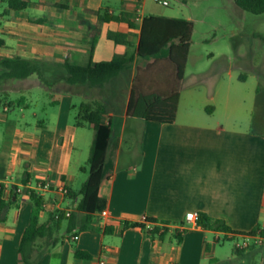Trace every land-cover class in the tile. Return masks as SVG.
Masks as SVG:
<instances>
[{
    "label": "crops",
    "instance_id": "1",
    "mask_svg": "<svg viewBox=\"0 0 264 264\" xmlns=\"http://www.w3.org/2000/svg\"><path fill=\"white\" fill-rule=\"evenodd\" d=\"M111 1L118 5V11L109 5ZM67 2L68 8L58 6ZM143 2L36 0L16 12L4 1L0 58L58 63L69 60L86 65L90 59L109 61L114 57L105 55L115 52L132 57V81L138 68L143 72L150 64L162 68L167 65L137 56L142 21L147 17L142 15ZM99 10H107L111 15L128 14L135 28L126 21L101 22ZM96 31L99 36L92 48ZM111 31L127 34L129 42L117 45L107 38ZM134 33L135 43L131 40ZM190 55L191 47L172 124L128 116L131 87L125 107L117 109L113 101L120 89L110 84L104 88L80 85L79 92L71 94L59 91L65 86L63 82L49 89L41 85L36 75L10 80L20 87L0 93V185L2 199L12 202L6 220L0 222V264H25L19 246L30 223L33 203L27 193L18 194L17 187L40 181L55 187L42 196L48 207L40 211L41 223L57 210L70 211L78 223L83 219L77 210L80 197H63L56 187L64 183L69 193H76L72 185L77 169L82 167L74 158L86 137L80 129L92 130L93 139L95 132L88 125L78 127L72 113L80 106L76 99L89 98L86 92L90 94L92 89L102 90L96 100L108 103L109 107L102 124L111 123L113 128L99 189V196L107 202V215L97 213L81 232H68L65 221L59 234L62 242L37 264H264V255L255 254L253 249L242 255L233 252L231 256H220L216 243L231 241L235 251L239 236L232 238L228 233L186 222L187 214L204 213L224 221L239 234L264 230V136L252 132L259 80H252L253 95L245 96L237 92L233 83H248V77L229 71L226 83L221 70L191 71ZM210 56L214 58L215 54ZM166 81L153 92L170 91L175 79ZM2 84L4 87L6 82ZM41 87L49 97L43 107L46 118L38 120L37 130L18 129L9 117L13 103L20 107L22 121L31 126L25 111L33 107V91ZM15 93L20 94L17 101L11 99ZM48 107H57V111L51 112ZM33 116L38 119L36 111ZM259 132L264 134V123ZM147 219L157 223H147ZM126 223L145 224L146 229L126 227ZM155 227L166 228L168 233L163 238L153 237L148 231ZM177 234H181V242L177 241ZM76 250L90 258H76Z\"/></svg>",
    "mask_w": 264,
    "mask_h": 264
},
{
    "label": "trees",
    "instance_id": "2",
    "mask_svg": "<svg viewBox=\"0 0 264 264\" xmlns=\"http://www.w3.org/2000/svg\"><path fill=\"white\" fill-rule=\"evenodd\" d=\"M7 1L9 9L20 12L27 8L28 3L36 0H4ZM234 3L241 9L256 14H264V0H234ZM70 2L58 4L60 8H68ZM101 22H122L129 23L131 28L135 25L131 23L128 14L111 15L107 10L97 12ZM1 19V16H0ZM194 25L186 19L168 18L150 15L143 19L139 42L137 46V56L145 60L164 61L166 71L170 80L175 79L174 87L167 92H144L137 88L134 80L131 81L132 57L116 56L109 61H94L90 59L86 65H79L64 60L58 62H45L38 59H26L22 57L0 58V83L10 80H24L32 75H36L41 85L49 89L63 82L64 87L59 89L63 93L76 94L79 92L78 86L88 85L90 88H104L112 85L118 88V80L129 83L126 87L130 88V97L127 105V114L130 117L154 121L165 124H172L176 120L179 105V83L184 78L187 58L189 55ZM99 33L96 31L92 35V48H94ZM128 35L120 32H109L107 38L117 45L127 44ZM2 41L0 40V47ZM81 92V91H80ZM55 99V95L52 96ZM109 113L108 103L93 100L83 102L78 107L76 125L78 127L88 125L94 130V139L91 145V152L88 159L89 176L77 193H69V197H80L77 210L83 215L81 222H77L76 216L71 214L69 217L62 212L60 218L56 219L51 213L45 223L40 222V211L44 200L35 192L30 193L33 203L31 219L25 229L19 252L25 264H37L41 258L54 249L62 237L59 236L63 223L67 222V231H85L97 213L106 209L107 202L99 196V189L102 183L103 166L107 159L113 128L111 123L102 124V119ZM264 123V95L261 89L258 90L257 107L253 114L252 132L263 135L259 132ZM260 133V134H259ZM12 202L2 199L0 189V222L7 218ZM147 223L156 224L155 219H147ZM208 230L225 232L231 237L243 236L233 232L224 221L209 217L204 213L199 214L197 223ZM126 227L146 229L145 224L126 223ZM107 231L108 228H107ZM255 230L250 234H256ZM264 234V230H260ZM151 236L163 238L168 229L155 227L148 231ZM78 234L75 235V238ZM178 242H181V234L176 235ZM255 254L264 255V246L252 248ZM245 251H234L235 255H242ZM76 258H90V255L76 250Z\"/></svg>",
    "mask_w": 264,
    "mask_h": 264
},
{
    "label": "rangeland",
    "instance_id": "3",
    "mask_svg": "<svg viewBox=\"0 0 264 264\" xmlns=\"http://www.w3.org/2000/svg\"><path fill=\"white\" fill-rule=\"evenodd\" d=\"M141 5L142 15L177 17L179 19L190 20L194 25L191 40V58L189 61V70L206 71L208 69L221 70L223 79L228 82L229 71L234 74H243L250 79L248 83L242 80L234 81L233 86L237 88V92L245 96L251 95L252 80L257 79L260 83L261 92L264 95V14L256 15L247 12L238 7L234 0H167L168 6L160 5L153 0H143ZM118 11V5L111 1L110 4ZM132 42H136L137 34L131 37ZM129 48V54L132 53ZM214 53V58L210 56ZM120 56V54L112 52L106 54L105 57L112 58ZM133 66V64H132ZM132 73V72H131ZM134 84L137 88L144 92L157 91L169 79L168 71L159 64H150L148 69L141 72L138 68L136 72ZM170 80V79H169ZM118 89L120 94L116 95L113 101L117 109L124 108L129 97V83L118 80ZM133 82V81H132ZM238 86V87H237ZM19 85H15L14 81H7L3 87L0 83V93L19 89ZM108 94V90H105ZM102 90L92 89L91 93L86 94L89 98L76 99L79 106L83 102L96 100L101 95ZM33 107L26 109L28 122L31 126H27L21 119L20 107L13 103L9 117L16 122L18 129L37 130V122L39 119L46 118L43 107L45 102L49 101L47 91L41 89L34 90ZM253 95V94H252ZM20 98L19 93L11 96V99L17 101ZM253 99V98H252ZM251 100V99H250ZM253 100H251V103ZM257 102L255 98V103ZM113 108V106H110ZM48 109L57 111L56 108ZM38 113V119L33 116V112ZM78 114V110L73 111L72 120L74 121ZM2 126V125H1ZM3 127V126H2ZM81 133L85 134V142L79 146L75 162L80 163L81 169H77L76 177L72 185V189L77 193L80 191L83 183L89 176L88 159L91 152V144L93 139V131L87 128H81ZM174 242H177L174 239ZM213 242V239L210 240ZM220 256H231L234 252V245L231 241L224 243H216Z\"/></svg>",
    "mask_w": 264,
    "mask_h": 264
},
{
    "label": "built area",
    "instance_id": "4",
    "mask_svg": "<svg viewBox=\"0 0 264 264\" xmlns=\"http://www.w3.org/2000/svg\"><path fill=\"white\" fill-rule=\"evenodd\" d=\"M154 2L163 5L168 6L169 2L167 0H153ZM4 0H0V16L2 13V6H3ZM0 189H2V185H0ZM55 187L49 183V182H27L25 185H22L20 187H17L15 190L18 194L21 193H27L30 195L31 192H35L39 196H43L44 194L53 191ZM56 192L60 194L63 197H66L69 194V189L66 184L62 183L60 186L56 187ZM47 206L46 203H43L42 209H45ZM62 212L60 210H57L54 212V216L56 219L60 218ZM71 215L70 211L65 212V216L69 217ZM102 216H106V211L101 212ZM199 220V213H189L186 215V222L189 224H195L197 225ZM264 246V234L259 230L256 234H245L243 236H239L237 240H235V249L239 251H247L252 248H259ZM100 264H104V262H101Z\"/></svg>",
    "mask_w": 264,
    "mask_h": 264
}]
</instances>
